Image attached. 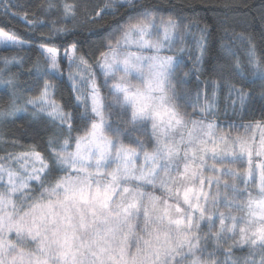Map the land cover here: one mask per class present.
I'll return each instance as SVG.
<instances>
[{
	"label": "snow or ice",
	"instance_id": "obj_1",
	"mask_svg": "<svg viewBox=\"0 0 264 264\" xmlns=\"http://www.w3.org/2000/svg\"><path fill=\"white\" fill-rule=\"evenodd\" d=\"M53 7L50 0L46 11ZM105 7L113 16L126 10V19L96 60L103 83L71 44L69 105L55 97L59 49L0 28V45L35 46L46 64L29 72L21 96L8 72L22 61L4 60L0 86L9 91L0 122L29 113L49 133L45 151L5 147L0 155V264H264V55L250 42L247 69L237 60L201 80L208 29L193 34L195 5L113 0ZM62 15L74 18L76 6L64 3ZM17 17L31 35L43 23L29 20L15 0H0V19ZM70 33L53 21L47 35ZM186 35L199 55L183 71ZM73 66L88 74L77 81ZM193 75L197 84L188 91ZM109 86L110 100L102 95ZM257 181L253 195L248 185Z\"/></svg>",
	"mask_w": 264,
	"mask_h": 264
},
{
	"label": "trees",
	"instance_id": "obj_2",
	"mask_svg": "<svg viewBox=\"0 0 264 264\" xmlns=\"http://www.w3.org/2000/svg\"><path fill=\"white\" fill-rule=\"evenodd\" d=\"M15 2L22 5L28 12V18L42 21L43 24L37 29L35 35L26 32L18 18L10 21L0 19V28L6 30L15 28L18 36L27 41L45 43L59 49L63 76L56 82L55 97L58 102L69 105L75 96L72 81L69 79L70 45L75 44L77 56L85 54L89 64L93 65L100 51L104 50L105 38L119 22L126 19V10L120 9L113 16L111 7H105V5L110 6L113 0H52L56 7L50 11H46L50 0H15ZM143 2L158 4L165 8L169 4L196 6L195 15L199 19L193 25V34L196 37L199 36L196 32L197 26L208 29L207 51L201 62V80H208L213 69L218 66L232 64L237 60L247 69V51L250 42L256 45L258 56L264 55V21L261 20L264 0H143ZM64 3L76 6L74 18L71 15L67 18L63 17ZM101 9L103 11H100ZM97 12H100L98 17H96ZM184 15L191 17L194 13L191 8H185ZM53 21L57 22V26L74 29V33L66 37L53 34L50 38L47 34L51 32ZM60 21H63V24ZM40 33L46 35L41 36ZM184 48L185 50L179 55H182L184 59L183 71H188L193 68L196 57L199 55L193 35L185 36ZM65 50H68V57L65 56ZM12 58H18L22 63L10 64L8 75H11L18 83V95L24 96V89L33 79L29 72L37 68L42 71L46 64L35 46L31 50L21 51L0 45V68H3L5 59L12 60ZM244 75L249 81L255 79L250 71H245ZM196 84L197 81L193 75L184 87L188 91H194ZM259 87L257 82L255 84L257 95L254 102L257 115L262 103L258 95ZM8 91L7 87L0 86V110L7 107ZM48 135L44 120H33L29 113H18L14 122L13 118L7 122H0V136H6L9 140L7 145L0 142V155H4L5 147L8 151H21L35 145L38 150L45 151ZM11 141H16L15 145ZM245 251L246 249H237L236 254L241 255Z\"/></svg>",
	"mask_w": 264,
	"mask_h": 264
},
{
	"label": "rangeland",
	"instance_id": "obj_3",
	"mask_svg": "<svg viewBox=\"0 0 264 264\" xmlns=\"http://www.w3.org/2000/svg\"><path fill=\"white\" fill-rule=\"evenodd\" d=\"M28 19L29 20H36V19H30V18H28ZM36 21H38V20H36ZM112 32H110V33H112ZM114 35L118 38V34H114ZM114 47H115V45H114ZM77 63H78V61H77ZM90 66H91V69H90L91 72L97 74V76H98L97 82L102 84L104 78L100 74L99 66L96 64V62L93 65H90ZM71 70H72V72H71L72 75L76 76L77 81H79V79H80V72L81 71H84L85 75L88 74L87 71L84 70V66H80V69H78L76 66H73ZM109 90H110V86L108 88H103L102 89V95H104L105 97H107L110 100ZM189 111H190V109H189ZM255 135H256V137L258 139V137H259V131L258 130H255ZM254 161L258 163L259 162V158L258 157H254ZM248 188L253 193V195H256V193L258 192V181L257 182H250L249 185H248ZM157 194H159V193H157ZM223 204H224V201H223V198H221V201H220L221 210L222 211H227V209H225L223 207ZM202 228H204V230H206V224L202 225Z\"/></svg>",
	"mask_w": 264,
	"mask_h": 264
}]
</instances>
